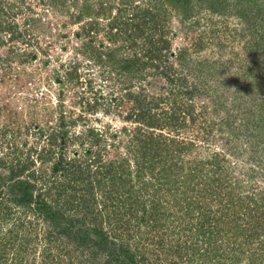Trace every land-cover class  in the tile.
I'll use <instances>...</instances> for the list:
<instances>
[{
  "label": "trees",
  "instance_id": "1",
  "mask_svg": "<svg viewBox=\"0 0 264 264\" xmlns=\"http://www.w3.org/2000/svg\"><path fill=\"white\" fill-rule=\"evenodd\" d=\"M113 5L108 39L133 40L115 73L127 72L130 84L144 70L146 79L145 97L134 96L136 111L125 115L136 124L125 155L87 147L85 160H59L62 170L45 177L32 149L12 148V128L0 124V264H264V48L235 63L250 92L238 108L223 107L231 61L220 57L225 41L248 35L244 48L264 47V0H119L97 4L88 31ZM12 6L0 0V45L5 33L20 36L7 20ZM88 8L83 0L76 18ZM203 11L235 12L241 24H225L219 34L233 33L220 38L209 17L200 22ZM214 41L217 65L200 54ZM194 95L207 103L195 109ZM90 135L99 144L100 134ZM245 151L250 162L234 173Z\"/></svg>",
  "mask_w": 264,
  "mask_h": 264
},
{
  "label": "rangeland",
  "instance_id": "2",
  "mask_svg": "<svg viewBox=\"0 0 264 264\" xmlns=\"http://www.w3.org/2000/svg\"><path fill=\"white\" fill-rule=\"evenodd\" d=\"M59 1L2 0L3 5H14L8 8L10 15L7 20L11 21L14 25L12 30L20 36L10 41L5 33V42L0 45V124L5 123L12 128V148H17L24 154L32 149L30 154L34 160L33 169L45 174V177L49 175L50 169L57 170L59 167L62 170L59 160L62 163L85 160L87 155L83 150L87 147H91L92 153L103 149L104 156L118 153L124 156L127 137L132 136V129L136 125L132 120H127L125 115L130 108L134 109L133 112L136 111L132 98L144 95L146 89V79L142 77L144 70L137 72L130 84L127 72L124 75L115 73L118 70L117 63L130 57L133 51V40L124 41L119 36L109 40L107 37L110 34L107 30L109 21L116 14L115 8L118 6H111L107 16H96L95 27H89L88 31V18H93L91 10L94 11L97 4L118 3L119 0H85L90 8L85 9L79 19L76 14L83 0ZM132 8L120 12L131 13ZM208 12L201 13L200 22L204 23L209 17L212 28H218L216 33L220 38L231 37L233 33L226 30L224 34H219L225 24L236 25L237 28L241 24L237 21L239 16L235 12L230 16ZM105 14L106 9L103 11V15ZM175 23L177 24L176 18H172V25ZM183 31L187 35H193L197 30L189 28ZM122 32L119 31V34ZM182 37L183 34L179 32L173 42L180 43ZM252 39L249 35L244 37L246 42ZM234 41L232 45L225 41V54L220 57L231 61H228L231 65L226 66L222 75L228 83L223 107L233 105L238 108L243 103L245 105L244 98H249L250 92H244L247 79L242 74L233 73L237 67L235 63L240 62V57L242 60L248 56L253 57L255 54L252 52L259 56V51L264 47L249 49L247 46L244 48V41ZM216 42L218 41L207 44L200 54L204 55L202 57L209 56L217 65L221 61H218L215 53ZM136 56L141 57L142 52L139 51ZM261 87L263 89L264 86ZM128 94L131 95L130 98ZM198 99L207 103V97L197 98L194 95L195 109ZM238 102L241 103L237 104ZM211 107L212 104L206 108L209 111ZM236 111L240 112L241 109ZM208 114L210 115L206 119L210 121L214 115ZM222 115L220 111L219 116ZM62 127H67V131H62ZM93 130L100 134L97 145H94V137L90 135ZM109 133H116L115 137L110 139ZM235 140L238 143L241 136ZM8 141L6 138L2 139L4 146ZM60 145L62 149L58 151ZM58 153L61 154L59 159ZM248 154L249 151L243 152L242 158L231 163L234 173L245 169L250 160L244 163L243 158Z\"/></svg>",
  "mask_w": 264,
  "mask_h": 264
},
{
  "label": "water",
  "instance_id": "3",
  "mask_svg": "<svg viewBox=\"0 0 264 264\" xmlns=\"http://www.w3.org/2000/svg\"><path fill=\"white\" fill-rule=\"evenodd\" d=\"M31 57L34 58V55H32ZM58 95H59V96L61 95V91L58 92ZM59 108H61V107H59ZM60 116H62V113H61ZM67 129H68L67 127H62V131H67ZM61 143H62V140H60V144H61ZM61 149H62V146L60 145L58 151H60ZM60 156H61V154L58 153V154H57V158L59 159Z\"/></svg>",
  "mask_w": 264,
  "mask_h": 264
},
{
  "label": "flooded vegetation",
  "instance_id": "4",
  "mask_svg": "<svg viewBox=\"0 0 264 264\" xmlns=\"http://www.w3.org/2000/svg\"><path fill=\"white\" fill-rule=\"evenodd\" d=\"M90 20V18H88Z\"/></svg>",
  "mask_w": 264,
  "mask_h": 264
}]
</instances>
